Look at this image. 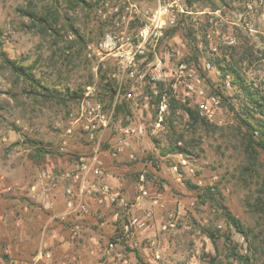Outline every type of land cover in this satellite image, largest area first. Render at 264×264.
I'll return each mask as SVG.
<instances>
[{
  "label": "rangeland",
  "instance_id": "rangeland-1",
  "mask_svg": "<svg viewBox=\"0 0 264 264\" xmlns=\"http://www.w3.org/2000/svg\"><path fill=\"white\" fill-rule=\"evenodd\" d=\"M206 1L179 0V4L194 13L221 10L228 22L224 31L237 37V45L221 48L214 61L223 68L221 78L207 80L211 93L220 95L219 108L210 120L191 109L198 115L195 123L189 111L185 119L184 109L175 103L156 135L150 134L152 121L146 120L147 135L134 142L135 161L120 157L115 162L119 170L114 175L125 183L121 191L134 196L137 176L145 171L146 188L159 200L156 207L143 201L135 208L141 219L146 212L152 215L132 239L133 264H209L211 259L214 264H264V152L255 147L256 155L247 147L241 123L250 120L244 115L247 104L229 73L234 69L264 96V0ZM128 2L141 7L154 4L153 0H0V264H15L8 245L19 228L16 219L31 215L43 200L62 196L68 185L66 172L79 158L93 153L95 145L88 142L82 122H75L87 120L80 117L87 88H94L90 95L104 102L105 112L114 120L108 134L129 123L127 106L122 103L112 110L113 62L94 51L110 31L112 8ZM23 10L56 20L57 33L29 20ZM210 18L220 23L219 17H205ZM178 33L190 47L187 34ZM6 60L27 67L33 81L14 72ZM225 80L232 89L224 90ZM42 86L55 91V98L47 96ZM74 92L80 94L76 100L70 99ZM175 145L186 153H167ZM100 148L107 150V142ZM208 189L213 199L204 196ZM225 211L244 226L246 235L227 223ZM106 227L111 235L112 223Z\"/></svg>",
  "mask_w": 264,
  "mask_h": 264
},
{
  "label": "built area",
  "instance_id": "built-area-1",
  "mask_svg": "<svg viewBox=\"0 0 264 264\" xmlns=\"http://www.w3.org/2000/svg\"><path fill=\"white\" fill-rule=\"evenodd\" d=\"M153 1L151 7L128 2L112 8L110 31L94 50L96 56L105 55L113 62L111 77L116 87L112 110L125 103L131 110L129 123L115 134H108L112 132L114 120L105 112L104 102L92 98V87L87 88L89 92L80 104V117L87 120H75L82 122L88 142L95 147L90 157L79 158L66 172L64 210L57 220L61 224L72 221L69 231L75 239L87 228L84 221L96 214L90 201L107 203L112 209L113 231L100 247L94 264H133L132 239L146 227L152 215V211L146 212L141 219L135 208L143 201H149L151 208L159 204L158 198L152 197L146 188L145 171L139 172L131 199L112 188L106 182L111 175V164L120 157L135 161L134 142L147 135L146 120L152 121L150 134L156 135L163 130L175 103L184 109L185 119H188V109H195L201 117L210 120L221 98L211 93L207 80L212 76L221 78L223 68H218L214 61L221 48H232L238 42L236 36L224 31L228 22L219 9L194 13L182 7L179 0ZM207 15L219 17L220 23L205 19ZM180 31L187 34L190 47L185 39L179 38ZM223 87L232 89L228 80L223 82ZM103 141L108 144L105 151L100 148ZM42 176H46L45 172ZM107 224L102 221L99 225ZM166 227L162 226V230ZM44 256L50 257L40 251L35 259L38 261Z\"/></svg>",
  "mask_w": 264,
  "mask_h": 264
},
{
  "label": "crops",
  "instance_id": "crops-1",
  "mask_svg": "<svg viewBox=\"0 0 264 264\" xmlns=\"http://www.w3.org/2000/svg\"><path fill=\"white\" fill-rule=\"evenodd\" d=\"M111 166V175L106 178V182L115 190L121 191L125 183L114 175L119 168L114 163ZM125 194L129 199L133 197L130 192ZM64 204L63 193L62 196L40 202L39 207H36L31 215L21 214L16 219L19 228L11 234L8 245L15 257V264H37L36 256L33 259V255L40 251L44 254L48 253L50 257L44 256L43 263L39 264H94L96 262L103 239L110 235L108 231L111 230L99 224L102 221L107 223L112 221V209L108 208L106 202L90 201L96 214L85 220L87 228L84 233L72 239L69 231L72 224L68 226V223L61 224L57 220V216L64 210ZM68 221L71 222L70 219Z\"/></svg>",
  "mask_w": 264,
  "mask_h": 264
},
{
  "label": "trees",
  "instance_id": "trees-1",
  "mask_svg": "<svg viewBox=\"0 0 264 264\" xmlns=\"http://www.w3.org/2000/svg\"><path fill=\"white\" fill-rule=\"evenodd\" d=\"M78 1L83 2V0H78ZM206 2H209V1H206ZM87 6L90 7L89 4H87ZM21 13L24 16H26L29 20L38 22L44 29L48 31L51 30L54 33H57L55 29L57 25L56 20H52L47 15H43V14H41V16H38L34 11H31V10H23L21 11ZM79 38L80 40L82 39L81 36H79ZM6 62L8 65H10V68L14 72L20 73L22 76H26L27 79L32 80L31 73L27 72L28 71L27 67H22L20 65H17L15 62L7 61V60ZM229 73H231V75L232 74L234 75L232 76L234 77L235 82L237 83L239 89L241 90L245 98L247 106H246V109L244 110V115H246L250 120L246 121L242 119L241 123L246 129L247 147L251 151V153L257 155L258 150L264 152V96H262L257 91L252 90V88L244 82V80L236 73L234 69L229 68ZM42 89L46 92L47 96L55 98V95H56L55 91H50L45 86H42ZM79 97H80V94H78V92H74L72 96L70 95V99L72 100H76ZM123 105L126 106L125 103H123ZM120 107L121 106H119L118 108ZM188 111L193 121L197 123L198 122L197 112L189 110V109ZM255 147H257L258 150ZM168 152L170 154H182V153H186V150L175 145V146H172V148L168 149L167 153ZM262 189H263L262 194L264 195V178L262 181ZM211 195L212 194L210 190L208 189V194H205L204 196L205 197L209 196L210 199H213ZM260 200L262 201V199ZM225 215H226V221L230 226H232L235 230H237V232H239L241 235H246L247 230L235 217H233L228 211H225ZM65 223H68V226H69L71 225L72 221L71 222L67 221ZM211 238H214L213 234H211ZM234 255H238V254H234ZM237 257L240 259H243L242 256H237ZM209 264H214V259H211L209 261Z\"/></svg>",
  "mask_w": 264,
  "mask_h": 264
},
{
  "label": "water",
  "instance_id": "water-1",
  "mask_svg": "<svg viewBox=\"0 0 264 264\" xmlns=\"http://www.w3.org/2000/svg\"><path fill=\"white\" fill-rule=\"evenodd\" d=\"M200 1H202V0H193V3H198ZM207 1H216V0H207Z\"/></svg>",
  "mask_w": 264,
  "mask_h": 264
}]
</instances>
